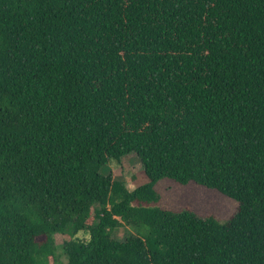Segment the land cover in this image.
<instances>
[{"label":"trees","instance_id":"trees-1","mask_svg":"<svg viewBox=\"0 0 264 264\" xmlns=\"http://www.w3.org/2000/svg\"><path fill=\"white\" fill-rule=\"evenodd\" d=\"M132 154L136 190L103 173ZM165 179L239 210L158 208ZM81 232L65 264H264V0H0V264Z\"/></svg>","mask_w":264,"mask_h":264},{"label":"rangeland","instance_id":"rangeland-1","mask_svg":"<svg viewBox=\"0 0 264 264\" xmlns=\"http://www.w3.org/2000/svg\"><path fill=\"white\" fill-rule=\"evenodd\" d=\"M103 173L106 175L112 173L116 180L126 182L131 190L145 186L150 181L136 154L126 157L122 164L111 162L110 165L103 169ZM156 190L161 196V201L154 206L166 211L182 212L191 210L204 218L215 216L221 221H229L237 214L240 206L237 201L224 196L216 190H210L195 184L181 186L172 180L165 179L158 183ZM126 232L125 228H121L116 231L115 236L117 239H124ZM71 238L87 241L90 236L84 232L73 237L61 234L56 235L60 264L67 262L62 247Z\"/></svg>","mask_w":264,"mask_h":264}]
</instances>
